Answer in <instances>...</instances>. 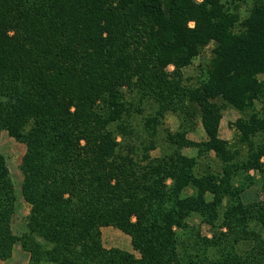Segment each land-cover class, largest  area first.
Here are the masks:
<instances>
[{"label":"trees","instance_id":"obj_1","mask_svg":"<svg viewBox=\"0 0 264 264\" xmlns=\"http://www.w3.org/2000/svg\"><path fill=\"white\" fill-rule=\"evenodd\" d=\"M2 130L30 209L18 237L0 151V260L20 241L28 264H264V198L243 200L264 194V0H0Z\"/></svg>","mask_w":264,"mask_h":264},{"label":"rangeland","instance_id":"obj_2","mask_svg":"<svg viewBox=\"0 0 264 264\" xmlns=\"http://www.w3.org/2000/svg\"><path fill=\"white\" fill-rule=\"evenodd\" d=\"M211 46L208 47L206 52L202 57H197L194 60V64L189 68H185L186 74L196 73L197 69L195 65L201 62V60H206ZM239 113L232 108H226L223 110V117L220 123V136L223 139L233 140L235 138L234 132V122L236 121ZM166 125L169 126L172 130L176 131L179 126V119L173 113H168L165 118ZM189 137L193 140L200 141L206 139V133L202 126V123L199 122L196 130L188 133ZM0 151L5 155L8 163V168L10 175L14 182L16 193H17V211L13 216L12 220V229L16 236L20 237L24 233L25 227L24 223L26 217L29 213L30 206L24 200L21 194V183L23 179V174L20 169V164L22 158L26 152V145L15 137L9 135L6 130L0 131ZM183 152L187 155L193 156L196 155V148L194 147H185ZM152 154H160V150L157 149L152 152ZM254 171H252L253 173ZM259 198H264V194L261 190V187L258 184L250 186L243 193V200L248 203L255 201ZM195 223V222H193ZM197 224V223H195ZM202 233L210 234L209 225L202 224ZM102 239L103 243L107 248H118L125 251L134 253L137 257L140 256V252L136 250L132 244L131 236L123 232L121 229L114 226H104L102 227ZM30 252L27 248L22 246V243L19 241L15 244L13 255L7 260H0V264H28Z\"/></svg>","mask_w":264,"mask_h":264}]
</instances>
